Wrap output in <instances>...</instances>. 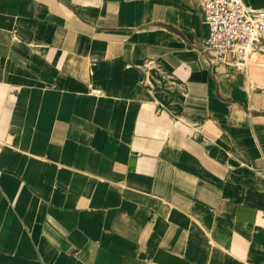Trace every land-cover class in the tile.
<instances>
[{
    "label": "crops",
    "instance_id": "crops-1",
    "mask_svg": "<svg viewBox=\"0 0 264 264\" xmlns=\"http://www.w3.org/2000/svg\"><path fill=\"white\" fill-rule=\"evenodd\" d=\"M204 1L0 0V264H264V53Z\"/></svg>",
    "mask_w": 264,
    "mask_h": 264
},
{
    "label": "built area",
    "instance_id": "built-area-1",
    "mask_svg": "<svg viewBox=\"0 0 264 264\" xmlns=\"http://www.w3.org/2000/svg\"><path fill=\"white\" fill-rule=\"evenodd\" d=\"M202 14L203 49L211 61L244 64L250 55L264 53V9H248L242 0H205Z\"/></svg>",
    "mask_w": 264,
    "mask_h": 264
},
{
    "label": "bare ground",
    "instance_id": "bare-ground-1",
    "mask_svg": "<svg viewBox=\"0 0 264 264\" xmlns=\"http://www.w3.org/2000/svg\"><path fill=\"white\" fill-rule=\"evenodd\" d=\"M254 58H259L258 55H255Z\"/></svg>",
    "mask_w": 264,
    "mask_h": 264
},
{
    "label": "rangeland",
    "instance_id": "rangeland-1",
    "mask_svg": "<svg viewBox=\"0 0 264 264\" xmlns=\"http://www.w3.org/2000/svg\"><path fill=\"white\" fill-rule=\"evenodd\" d=\"M255 59L258 60V61L260 60L259 58H255Z\"/></svg>",
    "mask_w": 264,
    "mask_h": 264
}]
</instances>
